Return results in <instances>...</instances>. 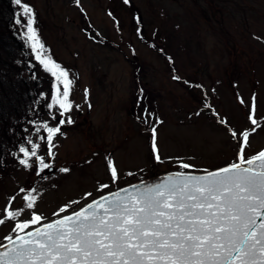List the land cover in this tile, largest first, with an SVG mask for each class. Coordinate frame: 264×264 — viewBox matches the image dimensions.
Listing matches in <instances>:
<instances>
[{"label": "rangeland", "instance_id": "obj_1", "mask_svg": "<svg viewBox=\"0 0 264 264\" xmlns=\"http://www.w3.org/2000/svg\"><path fill=\"white\" fill-rule=\"evenodd\" d=\"M28 2L37 12L33 28L45 54L73 81L66 117L74 123L61 126L48 156L46 132L37 134L33 122L56 127L61 118L58 107L48 108L52 77L38 69V100L15 129H0V214L15 197L10 210L24 209L18 219L29 220L34 211L45 223L141 179L238 162L245 131V158L264 150V0ZM22 58L34 71L32 53ZM253 104L255 126L249 120ZM29 139L40 145L50 171L37 175L34 160L28 169L19 164L21 146L31 149ZM109 160L118 172L115 183ZM103 184L109 187L100 191ZM29 192L37 199L33 210L25 209ZM66 205L67 212L54 215ZM13 225H0V243Z\"/></svg>", "mask_w": 264, "mask_h": 264}, {"label": "snow or ice", "instance_id": "obj_2", "mask_svg": "<svg viewBox=\"0 0 264 264\" xmlns=\"http://www.w3.org/2000/svg\"><path fill=\"white\" fill-rule=\"evenodd\" d=\"M12 2L27 18L25 38L34 59L52 77L48 108L58 107L61 119L56 127L33 122L37 134L41 129L46 132L47 154L51 157L53 140L62 134L61 126L74 123L66 117L73 109L69 99L73 81L45 54L33 28L32 8L22 0ZM254 115L253 104L249 120L255 126ZM232 135L236 137L237 133ZM249 135L247 131L241 134L238 163L205 171L204 175L176 172L155 185L119 189L51 222L44 223L45 218L34 211L29 220L18 219L24 209L10 210L15 197L10 198L0 214V225L13 221V234L4 237L6 243H0V264H264V151L245 158ZM28 143L30 150L20 148L23 159L19 164L28 169L34 160L37 175L51 168L38 154L40 145L31 139ZM152 151L159 162L155 128ZM179 167L192 166L181 163ZM108 169L115 183L119 177L111 160ZM60 171L67 173L69 169ZM108 187L103 184L99 190ZM88 196L91 193L85 194ZM23 200L25 209L35 208L37 199L31 192ZM67 211L66 205L54 215Z\"/></svg>", "mask_w": 264, "mask_h": 264}, {"label": "trees", "instance_id": "obj_3", "mask_svg": "<svg viewBox=\"0 0 264 264\" xmlns=\"http://www.w3.org/2000/svg\"><path fill=\"white\" fill-rule=\"evenodd\" d=\"M22 3L32 8L35 22L37 13L35 7L28 0H22ZM21 11L12 0H0V129L2 131L15 129L16 124L18 122L20 124L22 113L38 100L36 78L38 69L44 71L35 59L31 62L32 66L35 64L34 71L31 66L26 65L24 58L20 59L21 53H32L25 38L27 18L20 15ZM17 19L21 20L20 24L16 23ZM48 82V94H50L52 81L48 78Z\"/></svg>", "mask_w": 264, "mask_h": 264}, {"label": "water", "instance_id": "obj_4", "mask_svg": "<svg viewBox=\"0 0 264 264\" xmlns=\"http://www.w3.org/2000/svg\"><path fill=\"white\" fill-rule=\"evenodd\" d=\"M60 118H61V117H60ZM59 120H60V119H59ZM263 151H264V150H263ZM236 163H238V162H236ZM231 164H232V163H231ZM228 165H230V164L224 165V166H222V167H226V166H228ZM222 167H219V168H216V169H212V170H210V171H216V170H218V169H220V168H222ZM47 170L50 171L51 168H49V169H47ZM176 172H181V171H167V172H164V173L158 174V175H156V176H154V177H149V178L141 179V180H138V181H135V182H132V183L126 184V185L121 186V187H119V188H117V189H115V190H112V191L106 192V193H104V194H102V195H108V194H110V193H113V192L118 191L119 189L129 188V187H131V186H133V185L138 186V187H145V186L155 185V184H157V183L162 182V181H163V178H164L165 176H168V175H170V174H174V173H176ZM182 173H184V174H189V175H204V174H205V172H182ZM102 195H100V196H102ZM100 196H98V197H96V198H94V199L88 201L87 203H85L84 205H82L81 207H79L78 209H76V210L73 211V212L79 211L80 209H82L83 207H85L87 204L92 203L93 200L98 199ZM73 212L68 213V214H65V215H70V214H72ZM62 216H64V215H62ZM60 217H61V216H60ZM60 217H57V218H55V219H53V220H51V221H54V220H56V219H58V218H60ZM51 221H48V222H51ZM45 223H47V222H45ZM38 226H39V225H38ZM31 230H32V229H30V230H28V231H31ZM4 243H6V241H5Z\"/></svg>", "mask_w": 264, "mask_h": 264}]
</instances>
